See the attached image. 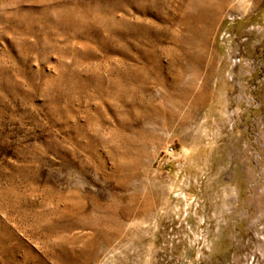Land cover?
Here are the masks:
<instances>
[{
  "label": "rangeland",
  "instance_id": "1",
  "mask_svg": "<svg viewBox=\"0 0 264 264\" xmlns=\"http://www.w3.org/2000/svg\"><path fill=\"white\" fill-rule=\"evenodd\" d=\"M0 264H264V0H0Z\"/></svg>",
  "mask_w": 264,
  "mask_h": 264
},
{
  "label": "built area",
  "instance_id": "2",
  "mask_svg": "<svg viewBox=\"0 0 264 264\" xmlns=\"http://www.w3.org/2000/svg\"><path fill=\"white\" fill-rule=\"evenodd\" d=\"M172 152V147L171 146H167L165 149H164V154L168 155Z\"/></svg>",
  "mask_w": 264,
  "mask_h": 264
}]
</instances>
